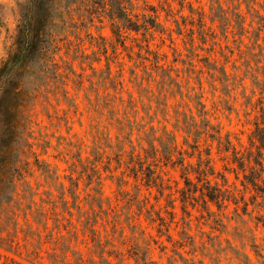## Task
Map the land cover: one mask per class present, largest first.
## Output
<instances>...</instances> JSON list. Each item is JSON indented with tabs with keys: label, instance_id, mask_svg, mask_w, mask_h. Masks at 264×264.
I'll return each mask as SVG.
<instances>
[{
	"label": "rangeland",
	"instance_id": "374dc122",
	"mask_svg": "<svg viewBox=\"0 0 264 264\" xmlns=\"http://www.w3.org/2000/svg\"><path fill=\"white\" fill-rule=\"evenodd\" d=\"M25 1L0 0V60ZM133 2L140 17L155 7L164 30L127 31V48L105 13L92 22L83 5L66 16L55 55L65 84L48 78L26 107L34 154L23 157L30 171L16 196L17 227L0 224V264H264V194L216 141L203 134L199 151L206 156L211 145V181L234 194L221 208L180 200L179 164L157 161L162 192L132 170L153 163L150 141L164 127L187 152L185 164L196 166L195 138L183 121L202 124L198 95L203 117L246 153L264 105V0ZM163 68L179 86L161 91Z\"/></svg>",
	"mask_w": 264,
	"mask_h": 264
},
{
	"label": "trees",
	"instance_id": "16d2710c",
	"mask_svg": "<svg viewBox=\"0 0 264 264\" xmlns=\"http://www.w3.org/2000/svg\"><path fill=\"white\" fill-rule=\"evenodd\" d=\"M74 4L79 5L73 8ZM109 4L108 6L106 1L97 0H26L18 3L19 21L13 42L6 56L0 60V224L4 222L7 226L12 224L14 228L17 227L16 211L21 207L16 201V196L20 183L30 171V162L23 161V157L31 153L33 146L30 141L26 107L37 98L42 87L48 84V78L65 84L63 77L59 78V65L55 61V55L60 50V42L64 39L61 34L66 26V16H71L72 11L80 10L83 5V11L88 14L92 22L95 17L101 20V13H105L111 22L112 33L124 48H127L125 40L128 37L124 34L127 31L142 33L146 37L147 34L152 35L154 31L164 30L158 20L155 7L151 9L152 14H143L140 17L133 12L135 6L133 0H110ZM190 10L193 11L192 4ZM199 21L200 26L203 27L202 17ZM146 50L151 52L149 48ZM159 59V55L155 54L154 66L157 68L162 66L159 65ZM222 72L226 74L225 69H222ZM161 77L159 81L161 91L170 89L166 85L179 86L169 70L163 68ZM118 84L121 82L119 81ZM262 88L264 92V84ZM66 94L67 91L64 90V95ZM201 97V95L196 96V105L199 115L202 116V124L189 123L186 119L183 121L187 133H192L195 138V143L191 147L193 151L198 150L196 166L191 163L185 164L184 154L187 152L184 153L177 148L175 136L164 127L163 134L150 141L153 163L145 165L146 161H139V167L132 168L135 176H138V172L143 173L145 183L157 186L162 192L166 185L156 172L157 161L164 159L167 163L179 164L182 166V177L185 182V186L180 189V200L191 204L194 200H201L204 207L214 203L221 208L226 200L235 197L230 190L223 187V184L211 181L210 176L215 175L211 157L212 147L211 145L206 147V156L199 151V141L205 134L213 142L216 141L221 150L232 153L233 161L238 164L239 169L243 172L249 169L250 174L244 173L246 181L263 195L264 105L260 107V121L255 122L250 136L251 146L244 153L232 143L229 134L222 135L219 126L211 124L209 119L203 117L207 112ZM159 104H162V107L158 110L166 119V103ZM154 140H158L159 147L154 144ZM176 152L179 156L174 159ZM32 153L34 154L33 151ZM193 154L194 152L191 155ZM188 172L194 174L196 181L188 175ZM221 179L224 183L227 182L225 175H221Z\"/></svg>",
	"mask_w": 264,
	"mask_h": 264
}]
</instances>
